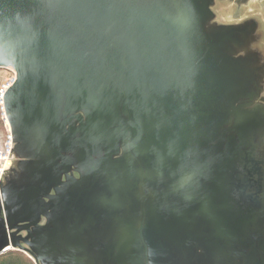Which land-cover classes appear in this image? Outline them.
Wrapping results in <instances>:
<instances>
[{
	"label": "water",
	"instance_id": "1",
	"mask_svg": "<svg viewBox=\"0 0 264 264\" xmlns=\"http://www.w3.org/2000/svg\"><path fill=\"white\" fill-rule=\"evenodd\" d=\"M0 255L264 264V0H0Z\"/></svg>",
	"mask_w": 264,
	"mask_h": 264
},
{
	"label": "built area",
	"instance_id": "2",
	"mask_svg": "<svg viewBox=\"0 0 264 264\" xmlns=\"http://www.w3.org/2000/svg\"><path fill=\"white\" fill-rule=\"evenodd\" d=\"M5 75L0 80V118L7 130L6 139L0 145V174L3 169L10 163L9 154L11 151V139L8 133V125L4 111V96L7 89L13 84L16 79V72L12 68L3 69Z\"/></svg>",
	"mask_w": 264,
	"mask_h": 264
},
{
	"label": "trees",
	"instance_id": "3",
	"mask_svg": "<svg viewBox=\"0 0 264 264\" xmlns=\"http://www.w3.org/2000/svg\"><path fill=\"white\" fill-rule=\"evenodd\" d=\"M0 264H34L24 253L9 250L0 255Z\"/></svg>",
	"mask_w": 264,
	"mask_h": 264
},
{
	"label": "rangeland",
	"instance_id": "4",
	"mask_svg": "<svg viewBox=\"0 0 264 264\" xmlns=\"http://www.w3.org/2000/svg\"><path fill=\"white\" fill-rule=\"evenodd\" d=\"M5 75V72L3 71V69H0V80L1 77ZM6 134H7V130L4 126L3 121L0 118V145L3 143V141L6 139Z\"/></svg>",
	"mask_w": 264,
	"mask_h": 264
}]
</instances>
